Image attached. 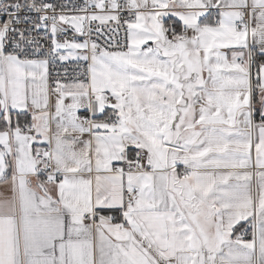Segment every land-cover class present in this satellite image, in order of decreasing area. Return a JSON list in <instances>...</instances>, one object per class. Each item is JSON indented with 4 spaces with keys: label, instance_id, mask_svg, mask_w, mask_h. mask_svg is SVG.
Returning <instances> with one entry per match:
<instances>
[{
    "label": "snow or ice",
    "instance_id": "1",
    "mask_svg": "<svg viewBox=\"0 0 264 264\" xmlns=\"http://www.w3.org/2000/svg\"><path fill=\"white\" fill-rule=\"evenodd\" d=\"M0 264H264V0H0Z\"/></svg>",
    "mask_w": 264,
    "mask_h": 264
}]
</instances>
